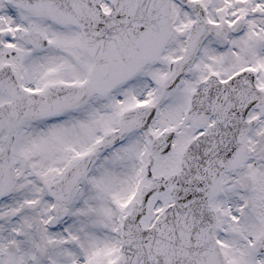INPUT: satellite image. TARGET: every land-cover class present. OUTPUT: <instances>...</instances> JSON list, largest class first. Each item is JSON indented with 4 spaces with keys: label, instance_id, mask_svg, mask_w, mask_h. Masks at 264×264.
I'll use <instances>...</instances> for the list:
<instances>
[{
    "label": "snow or ice",
    "instance_id": "1",
    "mask_svg": "<svg viewBox=\"0 0 264 264\" xmlns=\"http://www.w3.org/2000/svg\"><path fill=\"white\" fill-rule=\"evenodd\" d=\"M0 264H264V0H0Z\"/></svg>",
    "mask_w": 264,
    "mask_h": 264
}]
</instances>
